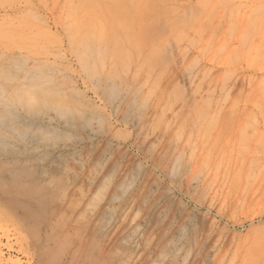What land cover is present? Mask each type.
I'll return each instance as SVG.
<instances>
[{"label": "rangeland", "instance_id": "1", "mask_svg": "<svg viewBox=\"0 0 264 264\" xmlns=\"http://www.w3.org/2000/svg\"><path fill=\"white\" fill-rule=\"evenodd\" d=\"M87 1L0 0V264H264V70L238 0Z\"/></svg>", "mask_w": 264, "mask_h": 264}, {"label": "bare ground", "instance_id": "2", "mask_svg": "<svg viewBox=\"0 0 264 264\" xmlns=\"http://www.w3.org/2000/svg\"><path fill=\"white\" fill-rule=\"evenodd\" d=\"M84 1H87V0H84ZM95 2L96 0H90L89 2ZM101 1H103V0H101ZM150 1V0H149ZM156 1H160L161 2V0H154V2H156ZM163 1V0H162ZM169 1H171V0H169ZM173 1V0H172ZM182 1V0H181ZM197 1V0H196ZM204 1V0H203ZM206 1V0H205ZM205 1H204V3H205ZM215 1V0H214ZM223 1V0H222ZM229 1V0H228ZM88 2V1H87ZM87 2L84 4L83 3V5L85 6V8L86 9H88V8H90L89 10H91L92 8V6L94 5V4H92V6L91 5H89V6H87L88 4H87ZM97 2V1H96ZM95 2V3H96ZM151 2V1H150ZM166 2H168V1H166ZM166 2H163V3H166ZM174 2H175V0H174ZM190 2H191V0H190ZM193 2V1H192ZM208 2H209V0H207V4H208ZM238 2H239V5H240V7L243 9V11L241 12L240 11V13H241V15H243V14H246V15H248L247 16V18H245V19H240L239 20V24L238 25H242V26H247V28H246V30H244V32L243 31H241V30H237V33H238V35L240 36V39L242 40V42L244 43V45L246 46V48H247V51L246 52H244V54L241 56V58L242 57H245V61L248 63V64H250L251 66H256L257 68H258V70H259V73H262L263 71L262 70H264V16L262 15V12H263V10H264V0H238ZM237 2V3H238ZM73 3V2H72ZM127 3H129L128 1L126 2V5H125V8H126V6L128 7V5H127ZM147 3L149 4V2L147 1ZM157 3V2H156ZM198 3V2H197ZM196 3V4H197ZM205 3V4H206ZM245 3H250L249 5L247 4H245ZM146 4V3H145ZM195 4V3H194ZM196 4H195V8H196ZM203 5V6H207V4L206 5ZM216 4H218V3H216ZM74 5V4H73ZM75 5H76V3H75ZM96 5H98L97 3H96ZM95 5V6H96ZM132 6V2H131V4L129 3V7H131ZM135 4H133V7L135 8L136 6H134ZM157 5H159V3L157 4ZM198 5V4H197ZM199 5H201V4H199ZM220 5V4H219ZM91 6V7H90ZM105 6H107V5H105ZM143 6V5H142ZM147 6V5H146ZM168 6V5H167ZM202 6V5H201ZM88 7V8H87ZM116 7H118V6H116ZM168 7H170V6H168ZM173 7V6H172ZM172 7H170V8H172ZM236 7V6H235ZM84 8V9H85ZM98 8H99V5H98ZM121 8V7H120ZM124 8V7H123ZM149 8V7H148ZM165 8H167V7H165ZM215 8V7H214ZM75 9V8H74ZM128 9H130V8H127V10ZM151 9H153V6H152V8ZM176 9V8H175ZM175 9H173V10H170L171 11V13H172V11H174ZM112 10V9H111ZM119 10V12H122V15L124 14V11H125V9H124V11H120V9H118ZM123 10V9H122ZM162 10H164V8L162 9ZM166 10V9H165ZM167 10H169L168 8H167ZM74 11V10H73ZM88 11V10H87ZM129 11V10H128ZM148 11V10H147ZM152 11V10H151ZM169 11V12H170ZM196 11H199L198 13H196ZM195 11V14H197L196 16L197 17H199L200 16V14H204V12H202V11H200L199 9H198V7H197V10ZM238 11V10H237ZM90 12V11H89ZM88 12V13H89ZM112 12V11H111ZM111 12H109V13H111ZM115 12H117V8H116V10H115ZM114 11H113V13H115ZM118 12V13H119ZM150 12V11H149ZM153 12V11H152ZM168 13V11H165V13ZM189 13H190V9H189V11H188ZM112 13V14H113ZM160 13V12H159ZM164 12H163V15L165 14ZM166 13V14H167ZM171 13H168L167 15H170ZM206 13V12H205ZM85 14H87V13H85ZM84 14V15H85ZM116 14V13H115ZM115 14H114V16H115ZM127 14H129V12L127 13ZM158 14V13H157ZM96 14H94V16H95ZM121 15V16H122ZM156 15V14H155ZM187 15H189V14H187ZM240 15V14H239ZM241 15L239 16V17H241ZM129 16H130V14H129ZM142 16V15H141ZM153 16V15H152ZM180 16H184V12H183V14L182 15H179V17H177L178 19H176V18H174V20L176 19V21H177V29H175L174 28V30H172L174 33H177L178 31H180V30H178V25L180 24V29L181 28H183L184 27V25H185V23H187V22H191V24L194 22L193 21V18H191L192 20L190 21V20H188L187 19V22H185V23H183L184 21H182L181 23H178V20L180 19V20H182L181 18H180ZM192 16H195L194 14L192 15ZM191 16V17H192ZM71 16L69 15V18H70ZM231 17V16H230ZM76 18V17H75ZM133 18H135V17H133ZM158 18V17H157ZM184 18V17H183ZM187 18H189L188 16H187ZM90 19H91V17H90ZM94 19L95 20H97V23H101V22H98V21H100V20H98V17H94ZM115 19H117L118 20V17H116ZM129 19V18H128ZM166 19H168V18H166ZM166 19H164V20H166ZM75 19H74V16H73V21H74ZM80 20V19H79ZM82 20V19H81ZM80 20V21H81ZM86 20V19H85ZM88 20H89V18H88ZM135 20H139V19H136L135 18ZM142 20V19H141ZM168 20H170V19H168ZM168 20H167V22H168ZM206 20V19H205ZM90 21V20H89ZM240 21H244L245 22V24L243 25L242 23H240ZM71 22V21H70ZM70 22H69V24H70ZM76 22V21H75ZM84 22V21H83ZM117 22H119V20L117 21ZM172 22H174V25H176L175 24V21H173L172 20ZM196 22H198L197 20H196ZM196 22H194L192 25L193 26H195V24H196ZM234 21H232V22H230V25H231V27H232V25L233 24H231V23H233ZM74 23V22H73ZM80 23V22H79ZM88 23V22H87ZM92 23V22H91ZM171 23V22H170ZM170 23H168V25L170 26ZM219 23H221V21L219 22ZM229 23V22H228ZM89 24V23H88ZM102 24V23H101ZM125 24V23H124ZM128 24V23H127ZM190 24V25H191ZM79 25V24H78ZM98 25V24H97ZM116 25H119V24H116ZM173 25V24H172ZM183 25V26H182ZM187 25V27H184V29L186 28L187 29V31L189 30V28H192L191 26H189V24H186ZM206 25H207V23H205V25H204V22H203V29L204 28H206ZM217 25V24H216ZM215 25V26H216ZM84 26H85V24H84ZM83 26V27H84ZM93 26H94V23H93ZM99 26V25H98ZM182 26V27H181ZM188 26H189V28H188ZM198 26V25H197ZM96 27V26H95ZM208 30H210V26L208 25ZM219 27V29H221L220 28V26H216V28H218ZM230 27V26H229ZM78 28L79 27H77V29L76 30H78ZM87 28H88V26H87ZM198 28V27H197ZM83 29V28H82ZM92 29V28H91ZM186 29L184 30V32L186 31ZM203 29H202V31H203ZM219 29H216V30H219ZM75 30V32H78V31H76ZM89 30V29H88ZM117 30H118V28H117ZM132 31H133V29H131ZM178 30V31H177ZM181 30H183V29H181ZM199 30V29H198ZM207 30V31H208ZM230 30V29H229ZM81 31H84V30H81ZM90 31V30H89ZM171 31V34L173 33ZM85 32V31H84ZM83 32V33H84ZM128 32V31H127ZM183 32V33H184ZM219 31H215V29H214V31H213V33L216 35L217 33H218ZM89 33H91V36H92V32H89ZM99 33H101V32H99ZM188 33H189V31H188ZM86 34V33H85ZM125 34V33H124ZM170 34V36H174L173 34L171 35ZM177 34H179V33H177ZM195 34V33H194ZM205 34H207V32L205 33ZM212 34V33H211ZM213 34V35H214ZM73 35H75V34H73ZM128 35V34H127ZM164 35V34H163ZM185 35V34H184ZM190 35V34H189ZM81 37H82V34L80 35ZM84 36V35H83ZM149 36V35H148ZM175 36H177L176 34H175ZM174 36V37H175ZM206 36V35H205ZM204 36V37H205ZM73 37H75V36H73ZM80 37V38H81ZM128 37H129V35H128ZM130 37H131V34H130ZM161 37V36H160ZM117 38V37H116ZM134 38V37H133ZM176 38H178V36L177 37H175V39ZM210 38H211V35H210ZM87 39L89 40V38H88V36H87ZM86 39V40H87ZM90 39H93V37L91 38L90 37ZM174 39V38H173ZM174 39V40H175ZM169 40V39H168ZM194 40V39H193ZM81 41V40H80ZM118 41H119V39H118ZM225 41H227V39L226 38H224V39H220L219 40V42H220V44L219 45H222ZM158 41H156V43H157ZM228 42V41H227ZM80 43H82V42H80ZM120 43H122V42H120ZM127 43H128V41H127ZM136 43V42H135ZM216 43V42H215ZM214 43V44H215ZM235 43V42H234ZM85 44V43H84ZM190 44V43H189ZM192 44H194V42L192 43ZM242 44V43H241ZM92 45V44H91ZM135 45V44H134ZM87 46V44L85 45V47ZM105 46V45H104ZM187 46V45H186ZM224 46V45H223ZM79 47V46H78ZM96 47V46H95ZM155 47V46H154ZM166 47V46H165ZM164 47V48H165ZM87 48V47H86ZM92 48H93V45H92ZM105 48V47H104ZM103 48V49H104ZM123 49H125V47H122ZM168 48H170L171 49V47H169L168 46ZM179 48V47H178ZM177 48V49H178ZM223 48H225V47H223ZM232 43H230L229 44V46H228V50H226L225 51V53H224V57L225 56H228L231 52H232ZM97 49H98V47H97ZM119 48H116V50H118ZM136 49V48H135ZM187 49V48H186ZM85 51H86V49H84ZM83 50V51H84ZM120 50L122 51V49H121V47H120ZM162 50V49H161ZM189 50V49H188ZM241 50V49H240ZM125 51H127V49H125ZM137 51V50H136ZM87 52V51H86ZM85 52V53H86ZM128 52V51H127ZM126 52V53H127ZM203 52V51H202ZM148 53V52H147ZM100 53H98L97 55H99ZM124 54V53H123ZM128 54H130V53H127V56L126 57H128ZM151 54V53H150ZM154 54H156V53H154ZM170 54H171V52H170ZM90 55H91V53H90ZM147 55V54H146ZM235 55V54H234ZM81 56H82V53H81ZM130 56V55H129ZM157 55H153V57H152V59L154 58L155 59V61L154 62H156V57ZM158 56H160V55H158ZM172 56V55H171ZM197 56V55H196ZM117 57H118V55H117ZM149 57H151V56H149ZM231 57V56H230ZM81 58H84V57H81ZM88 58V57H87ZM104 58H105V56H104ZM116 58V57H115ZM122 58V57H121ZM121 58H119L118 57V59H120L121 60ZM130 58V57H129ZM129 58H128V60L127 61H129ZM138 57H137V55H136V59H137ZM146 58V57H145ZM112 59V58H111ZM117 59V58H116ZM127 59V58H126ZM150 59V58H149ZM153 59V60H154ZM203 59V58H202ZM80 60V59H79ZM99 60V59H98ZM101 60V59H100ZM103 60V59H102ZM147 60V59H146ZM15 61V60H14ZM84 61V60H83ZM82 61V62H83ZM105 61V60H104ZM110 61V60H109ZM115 61V60H114ZM158 61V60H157ZM203 61V60H202ZM129 62H131V61H129ZM144 62V61H143ZM152 62V61H151ZM181 62V61H180ZM192 62H194V61H192ZM83 63H85V62H83ZM115 63V62H114ZM114 63H112L111 64V66L109 67V68H111V67H113L114 65H116V64H114ZM146 63H148V62H146ZM158 63H159V61H158ZM161 63V62H160ZM86 64V63H85ZM114 64V65H113ZM123 64H124V62H123ZM152 64H154V63H152ZM196 64V63H195ZM211 64H213V63H211ZM101 65V64H100ZM126 66V68H128V66H127V64H125ZM141 65V64H140ZM147 65V64H146ZM159 65V64H158ZM192 65V64H191ZM209 65V64H208ZM163 66V65H162ZM189 67H190V65H188ZM104 67H105V65H104ZM124 67V68H125ZM147 67H149V65L147 66ZM198 67V66H197ZM260 67H263V68H260ZM114 68H115V70H116V66H114ZM163 68V67H162ZM188 68V67H187ZM194 69V67H191V69ZM196 68V67H195ZM199 68V67H198ZM214 68V67H213ZM230 68H232V67H230ZM237 68V67H236ZM119 69L121 70V68H120V66H119ZM137 69V68H136ZM202 69V68H201ZM216 69V68H215ZM229 69V68H228ZM112 70V69H111ZM245 70V69H244ZM247 70V69H246ZM250 71V70H249ZM114 72V71H113ZM232 72V71H231ZM231 72H228L227 74H230ZM246 72V71H245ZM108 74H109V72H107ZM209 73V72H208ZM232 73H237V72H232ZM253 73V72H252ZM14 74V73H13ZM263 74V73H262ZM110 76H111V74H109ZM187 76V75H186ZM230 76H231V74H230ZM133 77H135V76H133ZM212 77H215L214 75L213 76H211L210 77V81H212L211 80V78ZM226 77V76H225ZM189 80V79H188ZM233 80V79H232ZM262 80V79H261ZM208 82H206V83H209V80H207ZM263 81V80H262ZM132 82V81H131ZM205 83V84H206ZM253 83V82H252ZM262 83H264V81L263 82H261V84ZM198 85V84H197ZM200 86V85H199ZM205 86V85H204ZM207 86V85H206ZM224 86V85H223ZM240 87V86H239ZM197 89H201V87H196ZM230 88V87H229ZM243 88V87H242ZM179 89V88H178ZM200 89H199V91H200ZM213 89H215V86H214V88ZM219 89H223V88H219ZM228 89V88H227ZM29 90V89H28ZM27 90V91H28ZM193 90H195L194 88H193ZM192 90V91H193ZM202 90V89H201ZM230 89H228V91H229ZM177 91V90H176ZM196 92H197V90H195ZM26 92V91H25ZM179 92V91H178ZM230 92V91H229ZM21 93V92H20ZM38 93V92H37ZM180 93V92H179ZM221 93V92H220ZM262 93H264V92H262ZM36 94V93H35ZM227 94H229V93H227ZM177 95H178V93H177ZM176 95V96H177ZM182 95V94H181ZM44 96H45V94H44ZM174 96V95H173ZM227 96H229V95H227ZM240 96V95H239ZM239 96H238V98H239ZM246 96V95H245ZM21 97H22V95H21ZM24 97V96H23ZM46 97V96H45ZM37 98V97H36ZM179 98V97H178ZM45 99V98H44ZM181 99V98H180ZM197 99H198V97H197ZM209 99V98H208ZM225 99H227V98H225ZM260 99V98H259ZM259 99H256V101L257 100H259ZM24 100V99H23ZM202 100V99H201ZM206 100V99H205ZM182 101V100H181ZM203 102H204V100H202ZM216 101H218V100H216ZM41 102H42V100H41ZM202 103V102H201ZM206 103H208V102H206ZM257 103V102H256ZM259 106H261L260 105V103H262V101H260L259 100ZM30 104V103H29ZM210 103H208V105H209ZM31 105V104H30ZM33 105V104H32ZM202 105H204V103L202 104ZM205 105H207V104H205ZM204 105V106H205ZM207 105V106H208ZM255 105V104H254ZM258 105V104H257ZM263 106H262V108H260V109H262V111L264 110V104H262ZM35 106V105H34ZM201 110H203V108H200ZM256 109H257V107H256ZM259 109V110H260ZM198 111V110H197ZM261 111V112H262ZM199 112V111H198ZM201 112V111H200ZM218 113H219V111H218ZM229 114H230V112H228ZM224 114H226L225 112H224ZM13 115V114H12ZM196 115H197V113H196ZM206 115V114H205ZM213 115V114H212ZM216 115H218V114H216ZM194 116H195V114H194ZM198 116V115H197ZM197 116H196V118H197ZM199 116H200V114H199ZM225 116V115H224ZM257 116V115H256ZM260 116V115H259ZM263 116V115H262ZM16 117H17V115H16ZM212 117V116H211ZM211 117L209 118V120L211 119ZM199 118H201V117H199ZM206 118V117H205ZM229 118V117H228ZM202 119H203V117H202ZM254 119V118H253ZM252 119V120H253ZM257 119H258V116H257ZM264 119V118H263ZM196 121L198 122V119H196ZM253 122V121H252ZM201 123V122H200ZM198 127H200V126H198ZM204 131V130H203ZM259 234H261V233H259ZM264 234V233H263ZM260 240V239H259Z\"/></svg>", "mask_w": 264, "mask_h": 264}]
</instances>
